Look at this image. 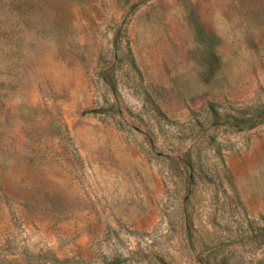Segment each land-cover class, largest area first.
<instances>
[{
  "label": "rangeland",
  "instance_id": "1",
  "mask_svg": "<svg viewBox=\"0 0 264 264\" xmlns=\"http://www.w3.org/2000/svg\"><path fill=\"white\" fill-rule=\"evenodd\" d=\"M0 264H264V0H0Z\"/></svg>",
  "mask_w": 264,
  "mask_h": 264
}]
</instances>
